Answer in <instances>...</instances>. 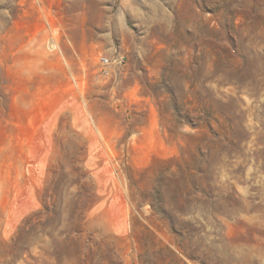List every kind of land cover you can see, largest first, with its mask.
<instances>
[{
	"label": "rangeland",
	"instance_id": "obj_1",
	"mask_svg": "<svg viewBox=\"0 0 264 264\" xmlns=\"http://www.w3.org/2000/svg\"><path fill=\"white\" fill-rule=\"evenodd\" d=\"M0 264H264V0H0Z\"/></svg>",
	"mask_w": 264,
	"mask_h": 264
},
{
	"label": "built area",
	"instance_id": "obj_2",
	"mask_svg": "<svg viewBox=\"0 0 264 264\" xmlns=\"http://www.w3.org/2000/svg\"><path fill=\"white\" fill-rule=\"evenodd\" d=\"M102 65L108 67L111 65V61L108 58H102Z\"/></svg>",
	"mask_w": 264,
	"mask_h": 264
}]
</instances>
